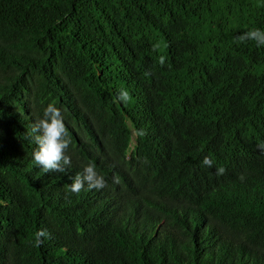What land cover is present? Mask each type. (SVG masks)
<instances>
[{"label":"trees","instance_id":"trees-1","mask_svg":"<svg viewBox=\"0 0 264 264\" xmlns=\"http://www.w3.org/2000/svg\"><path fill=\"white\" fill-rule=\"evenodd\" d=\"M255 29L264 0H0V264H264ZM50 103L65 173L33 160ZM92 162L107 186L70 193Z\"/></svg>","mask_w":264,"mask_h":264},{"label":"clouds","instance_id":"clouds-1","mask_svg":"<svg viewBox=\"0 0 264 264\" xmlns=\"http://www.w3.org/2000/svg\"><path fill=\"white\" fill-rule=\"evenodd\" d=\"M239 43L255 41L257 46L264 45V31L259 29L244 32L237 38ZM158 45L153 46L155 51ZM161 65L164 64V58H160ZM131 99L130 93L126 89L119 91L116 98L117 102L127 104ZM35 134L33 139L37 149L33 153L34 163L39 166L44 173H65L71 167L72 159L68 155V149L71 145V138L64 122L62 110L54 103L48 104L43 113V118L37 119L31 130ZM260 152L264 153V142L257 144ZM203 166L211 168L214 161L205 156L202 161ZM226 169L220 167L217 169V175H223ZM239 179L243 181L245 175L241 174ZM87 185L88 190H100L107 186L104 176L96 170L95 162L89 163L84 167L83 174L77 173L73 183L69 186V192L80 194ZM51 234L46 229H40L34 234V246L39 247L43 239H50Z\"/></svg>","mask_w":264,"mask_h":264},{"label":"rangeland","instance_id":"rangeland-1","mask_svg":"<svg viewBox=\"0 0 264 264\" xmlns=\"http://www.w3.org/2000/svg\"><path fill=\"white\" fill-rule=\"evenodd\" d=\"M135 142H136V136H135V134H133V143H132V147H134Z\"/></svg>","mask_w":264,"mask_h":264}]
</instances>
